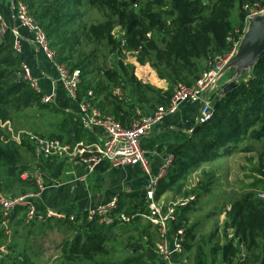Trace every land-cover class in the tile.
I'll use <instances>...</instances> for the list:
<instances>
[{"label": "trees", "instance_id": "16d2710c", "mask_svg": "<svg viewBox=\"0 0 264 264\" xmlns=\"http://www.w3.org/2000/svg\"><path fill=\"white\" fill-rule=\"evenodd\" d=\"M21 1L28 8L38 3L44 5L37 16L55 51V60L80 70L78 99L88 90L93 94L103 91L117 99L113 90L119 88L122 93L127 90L136 100L145 102V113L157 105H166L178 81L190 84L201 72L203 60L209 61L213 54L230 48L227 36L233 29L231 11L236 3L239 8L241 4V0H85L97 12L96 18H89L84 13L86 9H72L68 0ZM3 12L10 20L4 8ZM128 54H133L140 64L148 63L157 76L166 81L167 88L158 89L139 80L134 74V65L126 60ZM20 64L21 54L14 46V35L7 29L0 39V191L10 194L37 191L32 178L2 177L5 167L15 168L23 163L22 149L32 153L33 150L24 136L18 142L7 125L1 124L9 121L14 131L17 119L29 118L27 110L36 108L39 112L50 105L42 103L40 95L17 78ZM245 75L241 74L234 86L213 99L211 117L194 124L191 134L174 147L167 172L157 183L155 197L159 198L166 191L182 197L191 194L193 190L184 186L191 172L202 163H210L235 151L257 152L259 177H252L247 189L229 201L224 211L223 228L230 234L225 240H215L210 245V259H205L206 251L200 246L197 253L194 252L195 229L185 228L183 214L177 217L171 224L172 232L184 228L182 252L173 256L179 262L185 259L186 264H264V197L260 195L264 192V53ZM150 95L155 100L149 105ZM18 125H25L24 121ZM15 129L14 133L23 130ZM256 143L258 147H254ZM136 196L139 195H131ZM120 202L117 211L123 209ZM190 205L181 206V212H186ZM3 222L0 211V243L10 250L0 258V264H44L45 261L50 264L155 263L137 253L145 243L153 244L151 234L144 243L133 235L127 236L125 248L131 249L130 254L118 257L115 240L118 221L104 225L85 218L79 221L78 217L72 220L46 217L39 221L38 228L57 229L63 236L55 244L56 251L45 259L40 250L27 245L11 251L14 229L23 223L20 209L15 210L8 222L9 234L5 233ZM214 235L213 230L208 240Z\"/></svg>", "mask_w": 264, "mask_h": 264}, {"label": "built area", "instance_id": "2783aa9c", "mask_svg": "<svg viewBox=\"0 0 264 264\" xmlns=\"http://www.w3.org/2000/svg\"><path fill=\"white\" fill-rule=\"evenodd\" d=\"M11 8L7 20L3 8L0 5V39L3 33L10 29L14 35V46L20 52L22 30L30 34L34 49L41 52L46 59L52 62L56 72L57 80L61 82L67 96L74 100L79 112L84 118L87 127H98L102 136L99 140L89 144L76 143L70 145L57 137H50L28 130H19L14 133L9 121L3 125L12 132V137L20 141L24 136L31 145L33 154L37 159H50L52 157H69L76 159L86 167V172L91 173L102 161L108 162L109 166L120 168L129 165H138L146 175L147 181L144 189V197L148 208V219L155 226L157 241L155 249L157 262L155 264H186V260L179 262L173 258L174 254L182 252L181 241L184 236V228L179 227L172 232L171 224L177 220V208L187 205L195 197L190 194L187 197L177 199L173 205L164 211V204L155 197V189L159 179L167 172L169 159L165 160L153 173L147 153L141 146V140L162 120V118L177 110L185 102H199L200 107L196 117V123L208 120L212 114V102L204 96L211 87L223 75L225 65L236 56L239 45L247 31L250 20L255 16L264 14V0H241V18L238 23L233 24L232 32L227 36L231 46L225 52L215 53L207 61V66L195 77L190 84L178 81L172 89L171 96L166 105H157L155 109L147 113L138 112L129 125H123L113 115L102 113L92 107L93 92L87 93L78 99L80 70L72 67L66 62L55 60V51L50 47L44 29L38 19L29 11L28 5L21 0H10ZM11 21V22H10ZM19 80L27 83L36 93L40 95L42 103L50 104L55 100V94L45 93L39 84V79L33 75L31 67L21 62L16 72ZM23 179L32 178L37 184V191L20 194H10L0 191V211L4 218L3 225L5 233L10 232L8 222L11 220L16 209H20V215L24 224L39 222L46 217L56 219H74L73 215L51 208H40L36 203V197L41 190L49 186L39 173H23ZM264 197V192L260 193ZM118 199L112 197L108 201L92 204L85 210L87 221L96 220L104 225L113 224L115 221H128L130 216L124 212H117ZM10 252L8 246L0 243V258Z\"/></svg>", "mask_w": 264, "mask_h": 264}, {"label": "crops", "instance_id": "0c3cea01", "mask_svg": "<svg viewBox=\"0 0 264 264\" xmlns=\"http://www.w3.org/2000/svg\"><path fill=\"white\" fill-rule=\"evenodd\" d=\"M3 8L9 17L10 9L8 10L6 4H3ZM240 18L239 8L238 21L233 22L231 20V22L236 24ZM22 36L20 43L21 62L27 63L31 67L33 75L38 77L39 84L45 93L54 92L55 94L54 102L43 109L50 110V122L48 123L50 129L48 128L49 126H40L42 129H38L47 131L46 134L36 131L31 132L57 137L70 145L80 142L89 144L99 140L102 136L101 129L84 125V118L79 112L76 102L67 96L61 82L57 80L52 62L46 59L41 52L34 49L30 34L22 31ZM126 60L134 65V74L139 80L150 83L158 89L165 90L167 88L166 81L159 78L148 63L140 64L133 54H128ZM206 66L207 61L203 60L200 63V71ZM250 69L251 67L247 71ZM228 70L226 71L227 73ZM224 74L225 72L222 76ZM225 76L227 78L220 83L223 86L229 81H238L241 74L235 75V72H229ZM123 93L119 88H115L113 94L118 95V98L113 99L103 91H96L93 94L92 107L102 113L113 115L123 125H129L137 113H145L147 107L146 104H143L145 102H139L132 97L129 91L126 90ZM150 97L149 105L155 100L152 95ZM139 105L144 107L140 108ZM43 110L36 113V118L40 119L45 116L43 115L44 112L48 111ZM198 111L199 102L182 103L175 112L165 115L154 127L153 131L142 138L141 146L147 153L153 173L165 160L172 158L171 152L174 147L191 134L192 128L196 124L195 119ZM27 154L31 156L32 161L31 159L29 162L23 160V163L16 166L14 170L12 169L11 172H15L20 168L22 170L28 169L26 163L36 171L43 170L42 176L49 186L41 190L36 197L38 207L61 211L67 215H73L74 218L78 217V220L81 221L85 218V210L88 206L108 201L116 196L118 201H121V205H123V209L117 212H124L130 216V219L126 222L118 221L119 223L115 229V240L118 241V246L120 239L123 237L122 231L126 229L130 231L128 234L133 231L134 233L139 231L140 234L145 230L155 238L156 243V229L149 222V211L144 197L147 177L138 165L114 168L109 166L107 161L102 160L93 172L87 173L85 165L76 161V159L69 157L37 159L32 152L29 151ZM136 193L139 196L131 197V195ZM191 194L194 195L193 193ZM179 198H182V196L173 193V191H166L159 197V200L164 204V211H167V207L173 205ZM129 207H132L133 210L130 211ZM181 211L180 207L177 208V216L185 212ZM147 245L145 243L142 249H146ZM126 250L128 252L131 251L130 248H126ZM148 256L153 258L152 262H157L156 253H148ZM147 260L151 261L148 258Z\"/></svg>", "mask_w": 264, "mask_h": 264}, {"label": "rangeland", "instance_id": "374dc122", "mask_svg": "<svg viewBox=\"0 0 264 264\" xmlns=\"http://www.w3.org/2000/svg\"><path fill=\"white\" fill-rule=\"evenodd\" d=\"M2 2L6 4L8 10L11 8L10 0H0L1 7H3ZM68 2L70 3L72 9H78L79 7H81L79 9L87 10L86 12L84 11V13L89 18H96L97 12H95L94 9H91L89 5L85 3V0H68ZM43 6L44 5L42 3H38L35 6L29 8V11L33 12V14L36 16V19H39L37 16V12ZM238 10L239 5L238 3H236L231 11L230 17L233 22L238 21ZM248 61L249 60H246L241 63V66H239V64H237L236 66H232L231 68H229L228 73L239 71L240 74L246 76L245 73H247L248 71L247 69H245V66H243V64L245 65V63H247ZM228 73L225 72L224 76H221L215 83V85L210 88V90L204 96L206 99H209L212 102L213 99L220 94V91L223 88V84L220 83L227 78V76L225 75H228ZM43 111L48 112H44L43 115L45 116L38 119L36 118V108L27 110V112L30 114L29 118L24 117V120L14 119V121L16 120L14 122L15 125H13L14 131H16L15 128H23V130L26 129L29 131H36L42 134H46L47 131L38 129L41 128L40 126H49L48 128L50 129V125L48 124L50 122V110ZM23 121L25 125H18L19 122ZM254 147H258V144H254ZM27 152L28 151L26 149L21 150L22 161L25 160L29 162L30 159L32 161L31 156L28 155ZM257 162L258 157L256 151H235L232 154L227 155L226 157H220L210 163H202L199 168H197L187 176L184 186L187 190H193L192 193L195 195V201L191 203L189 209L183 213V216L185 218L183 219V224L185 225V228L194 227L195 229V239L193 241L195 245V250H193L195 253H197V247L200 246L203 251H206L205 259H210V245L215 240L221 242L225 240L226 237H229L230 232L225 231L223 228V221L225 217L224 211L228 207L229 201L233 197H238L247 189L246 185L251 182L252 177H259V174L256 170ZM26 164L28 165V169L22 170V168H20L15 172H11L12 169L14 170V167H5L3 177L5 179H23L21 175L26 172L29 174L39 173L42 175L43 170L36 171L35 169H32L33 167L30 168V165L28 163ZM38 224L39 222H36L34 225L29 226L23 223H19L14 229L16 231L12 237V247H9L11 251H18L19 249L23 248L24 245H27L31 246L34 250H40L41 253H43V259L47 258L51 253L55 252V244L61 238V232L57 229H53L52 231L48 229L40 230L38 228ZM213 230L215 235L213 236L212 240L209 241V234ZM129 232L130 231L127 229L122 231L123 237L119 241L118 257L122 258L130 254V252H128V250H126L125 248V245L128 243L127 236L133 235L136 239L142 242H146L147 238L150 237L145 230L140 234L139 231H136L135 233L133 231L128 234ZM150 239L154 241L153 244H148L146 249L141 248L137 252L146 260L147 258L153 260V258L148 256V253H156L155 239L153 237H151ZM1 240L2 238L0 237V241ZM215 260L218 261L216 256ZM44 264H50V261H45Z\"/></svg>", "mask_w": 264, "mask_h": 264}, {"label": "water", "instance_id": "95a60500", "mask_svg": "<svg viewBox=\"0 0 264 264\" xmlns=\"http://www.w3.org/2000/svg\"><path fill=\"white\" fill-rule=\"evenodd\" d=\"M264 53V14L255 16L250 20L247 31L244 33L243 39L239 45L238 52L224 67V71L228 70L232 66H236L249 60L245 65V69L252 67L256 59ZM240 74L239 71L235 72V75ZM236 81H229L226 83L220 91V95L226 92Z\"/></svg>", "mask_w": 264, "mask_h": 264}]
</instances>
